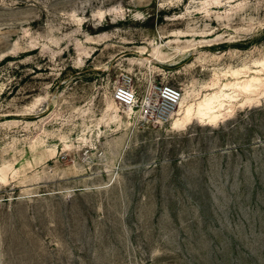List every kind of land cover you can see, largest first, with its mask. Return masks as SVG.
Listing matches in <instances>:
<instances>
[{
    "label": "rangeland",
    "instance_id": "1",
    "mask_svg": "<svg viewBox=\"0 0 264 264\" xmlns=\"http://www.w3.org/2000/svg\"><path fill=\"white\" fill-rule=\"evenodd\" d=\"M0 264H264V0H0Z\"/></svg>",
    "mask_w": 264,
    "mask_h": 264
},
{
    "label": "built area",
    "instance_id": "2",
    "mask_svg": "<svg viewBox=\"0 0 264 264\" xmlns=\"http://www.w3.org/2000/svg\"><path fill=\"white\" fill-rule=\"evenodd\" d=\"M113 97L120 108L136 111L145 122L159 123L170 119L183 97V92L177 86L156 83L140 99L133 79L124 76L115 88Z\"/></svg>",
    "mask_w": 264,
    "mask_h": 264
},
{
    "label": "bare ground",
    "instance_id": "3",
    "mask_svg": "<svg viewBox=\"0 0 264 264\" xmlns=\"http://www.w3.org/2000/svg\"><path fill=\"white\" fill-rule=\"evenodd\" d=\"M143 51V50H142ZM144 52V51H143ZM153 57L154 58H147L146 59V61H148V62H150V63H152L153 61H157V60H160V61H163L162 59L163 58H161L159 55H158V51L157 50H155V52L153 53ZM252 80H256L255 78H253ZM244 89H247V85L246 86H244ZM183 98V97H182ZM180 102H182V99H181V101ZM180 104V103H179ZM178 104V105H179ZM183 105V104H182ZM205 105V104H204ZM223 105V104H222ZM222 105H219V110H216V111H213L211 114L210 113H208V112H206V113H204L205 115H206V117H207V119H209V121L210 122H216V120L219 118V114H217V112L218 111H220V109H221V107H222ZM185 106V105H184ZM178 107V106H177ZM176 107V108H177ZM176 108H175V110H176ZM203 109V108H202ZM206 109V108H205ZM175 110H174V112H175ZM174 112L171 114V116L174 114ZM195 117V111H194V108H193V105H191V104H189V105H187L184 109H183V111L181 112V117H179L177 120H173V122H175V123H177V122H184V123H188V122H191V120L193 119ZM179 122V123H180Z\"/></svg>",
    "mask_w": 264,
    "mask_h": 264
}]
</instances>
